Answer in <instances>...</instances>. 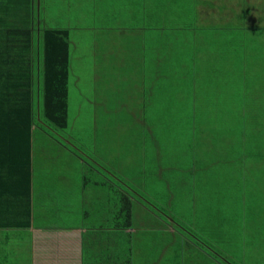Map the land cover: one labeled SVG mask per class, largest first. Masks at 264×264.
<instances>
[{"label":"rangeland","instance_id":"374dc122","mask_svg":"<svg viewBox=\"0 0 264 264\" xmlns=\"http://www.w3.org/2000/svg\"><path fill=\"white\" fill-rule=\"evenodd\" d=\"M26 1L25 6L16 0L11 2L14 24L26 25ZM123 1L135 6L142 4L141 0ZM146 5L150 16L153 15L148 20L152 31H128L101 24L100 15L94 12H99L98 7L92 4L82 16L62 10L41 16L47 26H70L72 53L76 55L71 64L69 125L51 138L65 150L76 152L85 164L98 162L104 178L109 174L115 181H122L125 188L139 191L144 200L168 211L193 233L192 238L200 237L206 242L208 251L203 253L208 257L211 254L216 263L264 264V43L259 38L251 41L249 51L258 53L260 62H251L250 74L243 82L237 81L230 76L231 66L220 62L219 54L222 56L224 50L216 47L218 35L201 33V38L200 34L176 33L179 22L184 23L180 18L161 15L163 7L153 0H146ZM132 13L135 15L136 10ZM75 18L81 19L74 22ZM139 23L135 19L126 21L130 26ZM163 31L164 35L159 36ZM257 36L264 38V33L258 32ZM200 38L203 60L217 54L219 64L196 62L187 55L193 54L194 44L200 43ZM161 41L165 43L158 49L157 61L168 77L154 73L151 66L148 73L144 72V63L154 60ZM80 42L85 44L78 50ZM95 43L97 48L93 47ZM92 52H97L99 60L103 52L117 58L114 62L109 58L104 63L96 62L98 85L104 87L97 86V99L92 82ZM252 57L257 59L255 54ZM180 59L184 67L179 68ZM191 63L198 64L193 71L189 69ZM174 65L178 71H185L182 86L169 78V74L179 76ZM114 72L121 75V82L110 78ZM144 90L146 111L137 105L138 94ZM106 92L122 94L120 113H108L111 108L101 105L103 97L111 98L103 96ZM239 110L244 113H238ZM227 120L232 123L226 124ZM190 125L197 127L193 150L185 148L187 138L191 137L186 128ZM43 132L46 133L45 128L39 126L34 135L36 143L38 137L50 142ZM153 155L154 160L158 158L167 167V185L161 191L142 172L146 163L150 165L149 173L157 170L158 166L153 168L156 162L150 161ZM200 157L202 162L194 161ZM200 163L201 171L195 173L193 166ZM137 204L131 213L133 227L148 230L156 238L158 234L153 233L157 229L168 227L166 215L156 219L140 202ZM201 211L207 213L201 216ZM190 238L189 234L183 236L179 246L174 235L165 236L163 242L151 240L147 244L167 246L165 252L155 251L152 259L161 255L159 264H198L188 256L197 260L199 254L202 260L207 257L202 255L201 247L186 250L193 242ZM136 248L133 260L139 264ZM148 257L150 253L140 264H151Z\"/></svg>","mask_w":264,"mask_h":264},{"label":"crops","instance_id":"0c3cea01","mask_svg":"<svg viewBox=\"0 0 264 264\" xmlns=\"http://www.w3.org/2000/svg\"><path fill=\"white\" fill-rule=\"evenodd\" d=\"M12 1L0 0V31L27 30L31 32V47H33V60L30 68L32 74L31 94L36 110H38L41 100L40 93L42 89L40 77L42 45L39 42L42 32L46 29H66L68 31L67 38L69 39L70 64H72V60L76 56L72 53L71 34H69L71 31L68 29L70 26H47V23H42L41 16L53 15L54 10L67 11L70 15L78 13L82 16L85 15V9L92 4L98 7L99 12H94L100 15L101 24H105L108 27L114 26L115 29L122 28L137 32L146 31V29L154 30L148 21L153 15L150 16L147 6L144 7V10L142 8L143 5L142 7L135 6L127 4L123 0H28L27 14L25 9L23 14L25 26L14 24L15 21H11ZM16 1L21 3V6H25L27 2L26 0ZM201 1L202 5H200V10H198L199 16H201L202 20L216 18L218 25L220 24L219 28L214 31L211 30L212 32L208 33L202 32L200 25L199 32L197 33V26L193 24L191 27H196V30L189 31V34H200L201 36V33H205V35H213V37H216L217 34L222 35L216 38L218 41L216 45L217 49L223 48L224 50L222 56L219 54L220 62L222 64H229L231 66L230 69L233 70L230 76L235 77L237 81L243 82L245 76L250 74L251 62L254 64L260 62L258 53H250L249 51L250 43L256 37L250 30L244 27L237 33L224 32L220 34L218 31L220 27L224 28L223 25L228 23L229 17L233 16L231 13L236 8L235 5L238 1L228 0L227 4L222 8L223 13L219 12V8H213L210 4L204 3L203 0ZM223 1L227 0H212L217 6H219V3L223 6ZM189 2L178 3L181 16L188 13L187 4ZM256 6L253 9L255 14H262L264 5L260 2L256 3ZM133 9L136 10L135 15L132 13ZM228 13V19L219 21L220 15H227ZM138 15H141L142 19ZM102 16L104 19H102ZM78 19L81 18L72 20L76 22ZM131 19L139 20L140 23L132 24V26L126 24V21ZM185 28L186 23L179 22V32L176 33L185 32ZM156 30H160V28ZM162 35H164V31L159 34V36ZM0 37H3V34ZM201 38L200 43L194 44L193 54H186L196 62L219 64L217 54L207 58V61L203 60V42ZM94 39L95 37L92 38V40ZM233 41H237L238 45H232V51H236L233 54H229L232 51L226 52L225 48ZM245 42L247 46H245ZM162 43L165 42L161 41L156 48V53L153 54L154 60L144 63V72L148 73V67L151 66L154 73H160L168 77L166 71L160 70V65L157 61L158 49L162 46ZM84 44V42H80L78 50ZM97 44L95 43L93 47L97 48ZM197 44L199 46H196ZM6 45L3 41H0V47ZM245 49L248 51L245 52ZM93 53L94 56L91 57V72L97 99V86L100 88L104 87L101 84L98 85L96 62H98L99 58L97 52ZM252 54H255L257 59H254ZM108 58L113 62L117 59L103 52V56L99 62L104 63L105 59ZM183 63L180 59L179 68ZM191 64H193L189 66L191 70L198 66V64ZM181 67H184V65H181ZM174 68L175 73H178L179 76L174 77L169 74V78L172 81L175 80L179 86H182L185 79V71H178L175 65ZM19 69L20 65H17L16 73L19 72ZM110 78L116 79L117 82L122 81L121 75L115 72ZM117 86L119 88L121 85L117 83ZM72 87L73 85L71 84L68 93V108L71 103ZM24 91L25 89L19 88L12 95L15 94L19 97L22 93L24 95ZM104 95L111 98L103 97L101 105L110 107V111H122L121 93L109 94L106 92ZM138 96L140 100H137V105L142 107L143 111H146L145 90L142 94H138ZM142 104L144 105L141 106ZM237 112L244 113V110ZM38 115L39 113L37 112ZM230 122L232 123V120H227L226 124ZM35 126L33 123L31 131L30 185L26 184V180H24L23 175L17 169V165H20L19 153L7 154L3 147L0 150V264H135L133 260V248H136V245L135 255L139 264L149 253L151 257L148 258L152 260L151 264H159L161 255L158 259H152L155 251L165 252L167 246L164 244L150 245L147 244V241L163 242L165 241V236L170 237L173 235L172 230L168 227L159 228L160 230H156L158 231L157 233H153L154 235L158 234V236L152 238V234H149L152 232L148 230L144 231L139 228L130 229L131 231L127 233V237H129H126V240L130 242V249L125 250L123 248L124 236L122 233V201L116 193L115 186L109 184L106 178L93 170L90 164H85V161L75 154L76 152L65 150L56 142V139L53 140L54 138L46 137L50 141L47 143L38 137L39 142L36 143L34 140ZM195 140V135L187 138L185 148L193 150ZM196 144H200L199 141ZM153 157L155 155L152 156L150 161L156 162L153 168L158 166L157 170L149 173L150 165L146 163L142 172L148 176L150 183L156 190L164 189L167 185L165 181V170L167 167L158 158L154 160ZM194 161L202 162V157ZM201 168L202 164H197L193 166V171L196 173L201 171ZM27 202H29L30 216L28 226H25L27 223V221L25 222V207ZM133 210L134 207L132 208V212ZM205 213L207 211H201L200 215L202 216ZM132 220L133 215L130 214L128 221L131 225L133 224ZM140 241H142L141 245L138 244ZM145 253L147 256H144L146 255ZM202 255L205 254L202 252ZM190 261H197L198 264H218L210 257H207L206 260L200 259V254L198 260L192 258ZM142 264H147V262H143Z\"/></svg>","mask_w":264,"mask_h":264},{"label":"trees","instance_id":"16d2710c","mask_svg":"<svg viewBox=\"0 0 264 264\" xmlns=\"http://www.w3.org/2000/svg\"><path fill=\"white\" fill-rule=\"evenodd\" d=\"M155 5L163 7L162 14H167L170 16H176L180 18L184 23H186V30L189 31L195 29L196 27H191L193 24L197 26V33L199 32L200 25L202 27V32H212L219 28L216 18L212 20H202L199 16L198 10H200V5H202L201 0H191L187 4V14L181 16L180 9L178 8V3L184 0H153ZM238 3L235 5L233 11V16L229 17L228 23L223 25L224 28L220 27L219 33L232 32L237 33L241 28H246L251 31L256 38H259L262 43H264V38L257 36L258 32L264 33V11L262 14L258 15L254 12V7L256 3L264 5V0H237ZM204 3L210 4L213 8H219V12L227 4V1H223V6L219 3V6L212 2V0H203ZM139 6L145 10L146 0H141ZM255 3V5H253ZM264 9V6H263ZM230 13V12H229ZM220 15L219 21L222 19H228V15ZM220 23V22H219ZM224 24V22H222ZM14 25V24H13ZM196 30V29H195ZM212 30V31H211ZM0 41L7 44L4 47H0V150L3 147L4 151L8 154L19 153L20 165H17V169L20 174L23 175L26 184L30 185V171H31V138H32V125H36L35 130L39 126L41 129L45 128L46 133L43 135L47 137H55V133L65 131L68 128L69 123V87L72 84L71 80V64H70V53H69V39L68 31L66 29H46L42 32L40 36V43L42 45V55L41 57V69L40 77L42 83L41 89V100L36 110L34 101L32 100L31 85H32V74H31V62L33 60L31 47V32L27 30L21 31H0ZM219 37L222 35L217 34ZM33 44V43H32ZM238 45L237 41L229 43L225 48L227 51H232L231 46ZM33 46V45H32ZM236 51V50H235ZM235 51L230 52L233 54ZM19 63V64H18ZM17 65H20L19 72L16 73ZM13 70V71H12ZM22 70V71H21ZM9 71V72H8ZM25 89L23 93L18 97L13 94L18 89ZM23 91V90H22ZM144 104H142L143 106ZM37 112L39 115L37 116ZM108 113H120V111H112ZM36 117V118H35ZM147 120V118H146ZM192 121V125H194ZM188 126L187 130L190 131V135H195L197 127ZM34 131V134L36 133ZM42 132V131H39ZM63 136V135H62ZM55 140V138L53 139ZM57 141V140H56ZM88 160V159H86ZM91 163V161H90ZM94 162L90 164L92 169L98 172V174L103 175L104 171ZM108 168L107 166L103 165ZM108 178L106 180L109 184L115 186V190L120 191L118 193L122 201L123 210V228L122 233L124 236L123 248L130 249V242L126 240L127 233L132 229L134 230L133 224L128 221L132 208L138 202L140 206L146 207L152 214L156 215V219L165 218L168 222V228H171L173 235L177 238V245L183 244L181 241L183 236L191 237L190 240L193 241L188 245L186 249H195L201 247L202 252H206L207 244L200 237H193L190 230H186L184 225L179 223L168 211L164 209H159L151 200H144V196L136 189H128L123 186L122 181H115L113 177L107 174ZM104 177V175H103ZM120 180H122L120 178ZM136 193H135V192ZM146 203H144V202ZM132 207V208H131ZM30 216L29 202H27L25 207V226H28ZM131 229V230H130ZM127 237V238H126ZM178 245V246H179ZM193 247V248H192ZM195 251V250H194ZM179 253V252H178ZM209 255V253H207ZM208 257L207 255H205ZM210 257L214 258L209 255ZM180 258V256L178 257ZM188 258L192 259L193 257ZM174 262L178 263V259L174 258ZM225 264H233L225 263Z\"/></svg>","mask_w":264,"mask_h":264}]
</instances>
